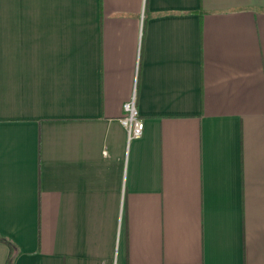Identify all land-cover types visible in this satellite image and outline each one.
I'll return each mask as SVG.
<instances>
[{
  "label": "crops",
  "instance_id": "obj_1",
  "mask_svg": "<svg viewBox=\"0 0 264 264\" xmlns=\"http://www.w3.org/2000/svg\"><path fill=\"white\" fill-rule=\"evenodd\" d=\"M9 255L264 264V0H0Z\"/></svg>",
  "mask_w": 264,
  "mask_h": 264
},
{
  "label": "built area",
  "instance_id": "obj_2",
  "mask_svg": "<svg viewBox=\"0 0 264 264\" xmlns=\"http://www.w3.org/2000/svg\"><path fill=\"white\" fill-rule=\"evenodd\" d=\"M124 114L120 117L121 124L126 128L128 137H138L143 130V123L138 116L137 109L134 104V97L125 100L122 104Z\"/></svg>",
  "mask_w": 264,
  "mask_h": 264
},
{
  "label": "trees",
  "instance_id": "obj_3",
  "mask_svg": "<svg viewBox=\"0 0 264 264\" xmlns=\"http://www.w3.org/2000/svg\"><path fill=\"white\" fill-rule=\"evenodd\" d=\"M8 260L10 261V264H13V263H12V262H13V260H12V255H9Z\"/></svg>",
  "mask_w": 264,
  "mask_h": 264
},
{
  "label": "water",
  "instance_id": "obj_4",
  "mask_svg": "<svg viewBox=\"0 0 264 264\" xmlns=\"http://www.w3.org/2000/svg\"><path fill=\"white\" fill-rule=\"evenodd\" d=\"M7 264H10V261L8 260Z\"/></svg>",
  "mask_w": 264,
  "mask_h": 264
}]
</instances>
